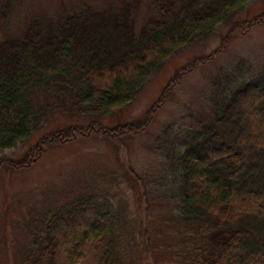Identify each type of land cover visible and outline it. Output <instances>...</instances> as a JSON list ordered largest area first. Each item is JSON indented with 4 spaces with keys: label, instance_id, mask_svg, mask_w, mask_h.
Returning a JSON list of instances; mask_svg holds the SVG:
<instances>
[{
    "label": "trees",
    "instance_id": "16d2710c",
    "mask_svg": "<svg viewBox=\"0 0 264 264\" xmlns=\"http://www.w3.org/2000/svg\"><path fill=\"white\" fill-rule=\"evenodd\" d=\"M250 1L152 0L153 12L136 30L128 1L103 8L82 2L46 19L15 22L17 1L0 0V153L55 118L66 121L20 157L0 155V167L28 168L51 146L78 138L103 136L118 146L141 133L185 75L264 23V12L239 20ZM214 35L220 45L179 66L140 120L103 123L102 117L134 100L175 52ZM210 85L207 114L167 135L161 147L162 192L180 227L176 257L183 264H264V62L238 58ZM134 233L132 219L106 196L84 192L33 221L25 260L131 264Z\"/></svg>",
    "mask_w": 264,
    "mask_h": 264
},
{
    "label": "rangeland",
    "instance_id": "374dc122",
    "mask_svg": "<svg viewBox=\"0 0 264 264\" xmlns=\"http://www.w3.org/2000/svg\"><path fill=\"white\" fill-rule=\"evenodd\" d=\"M16 1L15 22H23L36 15L46 19L62 10L63 6L76 8L82 2L103 8L109 2L119 5L128 1L138 30L153 12L152 0ZM261 12H264V0H251L239 20L244 21ZM218 45L219 36L214 35L202 43L179 49L163 63L134 100L102 117L103 123L115 127L140 120L159 99L179 66L195 57L208 55ZM238 58L248 59L250 64L257 66L264 62V23L238 34L227 44L223 54L185 75L167 93L164 104L146 129L133 136H125L120 145L103 136H88L51 146L28 168L0 167V264H27V232L33 221L84 192L106 196L125 219H132L135 233L131 264H183L182 258L176 257L174 247L179 239L177 229L180 228L172 216L174 205L165 199L162 192L166 160L161 147L167 135L196 125L197 119L207 114L206 99L212 78L221 68H230ZM65 122L63 118H55L52 124L0 155L20 157L41 134ZM108 180L113 182L105 183Z\"/></svg>",
    "mask_w": 264,
    "mask_h": 264
}]
</instances>
